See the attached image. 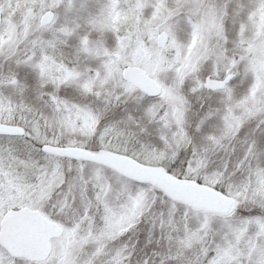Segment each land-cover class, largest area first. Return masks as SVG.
Masks as SVG:
<instances>
[{
	"label": "snow or ice",
	"instance_id": "snow-or-ice-1",
	"mask_svg": "<svg viewBox=\"0 0 264 264\" xmlns=\"http://www.w3.org/2000/svg\"><path fill=\"white\" fill-rule=\"evenodd\" d=\"M0 264H264V0H0Z\"/></svg>",
	"mask_w": 264,
	"mask_h": 264
}]
</instances>
